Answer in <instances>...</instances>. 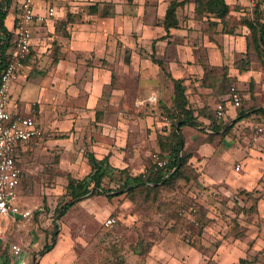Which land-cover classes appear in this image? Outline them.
I'll return each mask as SVG.
<instances>
[{"label":"crops","instance_id":"1","mask_svg":"<svg viewBox=\"0 0 264 264\" xmlns=\"http://www.w3.org/2000/svg\"><path fill=\"white\" fill-rule=\"evenodd\" d=\"M169 1L36 2L37 11L42 12L45 4H49L54 8L55 14L52 20L32 28L28 58L18 79L11 84L9 90L10 99L14 97V101L9 102V111L31 115L42 129L40 138H31L17 149L16 165L20 169L16 200L18 204L19 195L26 188L21 176L33 178L31 173L37 171L36 168H31L28 162L31 153H36L37 150L54 148L59 150L60 161L63 160V155L72 156L68 159L71 161L76 159L78 148L82 147L81 152L84 153H80L82 158L78 159V162H83L80 164V173L78 177L72 176L76 179L83 178L90 171L88 154L97 160L108 155L107 162L113 168L127 169L131 155L132 135L129 132L131 117L122 89L112 88L110 84L114 77L118 81L120 78L123 80L124 77H128L133 82H138V86H135L137 111L145 104L151 106L159 103L160 94L156 83L160 81L162 72L159 66L153 63L150 53L162 61L166 72L170 73L173 79L183 78L187 88L189 86L192 88L191 92L194 95L187 93L190 88L185 92L189 98L188 105L193 108L195 115L199 116V112L214 114L213 105L216 97L211 95L208 87H203L200 83L207 68L221 72L223 66L227 67V75L233 79L230 83L241 95L244 108L248 112H253L254 108L264 107L263 65L253 61L242 70L234 65L245 57L248 28L242 26L235 33H226L219 24L216 33L213 34L214 41H211L205 32L207 24L194 19L193 2L188 0L176 8L178 26L170 29L166 36L164 28L156 25V20L164 18ZM225 1L237 7L236 11H230L237 19L249 20L257 15L258 0H253L252 3V0ZM19 2L20 0H10L3 19V25L12 37ZM262 20L264 21V18ZM54 41L57 46V61L54 63L56 76L52 78L51 74L41 71L46 66L47 58H40V54L46 49L51 51ZM144 50L149 52V56L143 55ZM24 90L26 94L32 90L31 96L25 95ZM150 93L158 98L156 104L150 101ZM220 96L225 106V119L234 122L236 108L229 101L228 91ZM213 119L215 120L214 116ZM197 122L199 124L197 127L182 124L179 131L186 145L196 137L207 138L196 150V155L200 158L196 161V166L201 167L199 169L201 183L208 187L223 182L233 188L238 186L230 184L224 176L213 177L204 172L206 164L212 157L219 152L227 151L228 147L224 144L227 142L220 143L221 140L216 139L221 131L213 133L209 129L211 121L206 116H199ZM248 160L244 158V163ZM243 184L244 182L239 185ZM101 195L108 198L105 193H101L83 201ZM14 221L5 224L6 232ZM66 248L68 247L63 241H57L48 251L34 255L36 264L41 262L45 264L42 260L48 252H52L55 259L46 264H58L63 253H68ZM9 255L12 258L10 252ZM12 262L13 258L11 264ZM29 262L34 264V261Z\"/></svg>","mask_w":264,"mask_h":264},{"label":"rangeland","instance_id":"2","mask_svg":"<svg viewBox=\"0 0 264 264\" xmlns=\"http://www.w3.org/2000/svg\"><path fill=\"white\" fill-rule=\"evenodd\" d=\"M47 50L40 54V58H47L41 71L54 78L56 41L51 51ZM143 55L147 57L149 52L144 50ZM240 60L244 62L245 57ZM236 63L241 65L239 60ZM205 71L207 77L200 85L209 88L221 72L209 68ZM160 74V81L156 83L159 103L145 104L140 111L136 110L138 82L128 77L111 80L112 88L120 87L126 96L131 117V155L125 169L129 175L156 169L153 163L156 154L168 161V155L160 151L158 139L167 136L172 127V119L163 122L167 116L165 109L171 105L172 82L165 73ZM230 82L220 83L224 94L233 85ZM185 86V91L190 88L187 93L194 95L192 88ZM24 94L30 97L32 90L27 94L24 90ZM220 97H216L213 110L223 103ZM13 101L14 97L10 103ZM241 106L244 107L243 100ZM222 120L231 123L230 119ZM203 137L185 143L186 151L192 154V166L187 174L191 177L198 174L197 181L181 179L168 186L159 183L154 190L141 189L132 197L126 194L93 197L69 206L59 220L56 210L69 199L64 196L68 177H78L83 164L78 162L82 147L71 161H68L70 155H63L60 161L59 150L54 148L31 153L28 162L37 171L31 173L33 178L21 176L26 188L19 195V205L30 209V215L16 218L9 226L5 239L0 242V264H11L10 244L22 249L30 261L44 243L55 245L60 240L67 245L68 253H63L58 264H230L240 259L248 264H264V135L254 139V132L240 122L234 123L226 134H217L220 143L227 142L224 144L228 150L215 154L204 172L213 177L224 176L230 184L238 185L234 188L225 182L209 187L201 183V167L195 166L200 159L196 150L207 140ZM244 158L248 162L244 163ZM166 170L167 167L161 172ZM104 185L112 189L118 186L108 179ZM107 215L114 219L111 227L102 223ZM53 224H57V230L52 239L46 232ZM54 256L48 252L42 261L49 263Z\"/></svg>","mask_w":264,"mask_h":264},{"label":"trees","instance_id":"3","mask_svg":"<svg viewBox=\"0 0 264 264\" xmlns=\"http://www.w3.org/2000/svg\"><path fill=\"white\" fill-rule=\"evenodd\" d=\"M188 0H170L165 8V15L163 19L156 20V25L164 28L166 36L169 34V30L172 28H177L178 21L177 15L175 13L176 8L182 5ZM193 2V16L195 20L203 21L207 24L205 32L211 41H214L213 34L216 33L218 25H221V29L226 33H235V31L242 26H246L249 33L246 36L245 41V60L234 64L239 69H244L250 62L256 61L262 64V58L264 56V0H258L256 3V10L258 12L255 17L251 19H237L230 14L231 10L236 11L237 7L233 4L227 3L225 0H192ZM10 0H0V71L3 69L6 51L11 46L12 34L8 32L3 25V19L8 8ZM260 15V17H258ZM215 19L217 21H213ZM153 63L157 64L160 70L166 74L171 79L172 82V98L171 105L165 109V118L172 119V127L167 133V136L160 137L158 139L159 148L161 153H166L168 155L167 170L165 173L161 172V169L149 168L147 172H141L137 176L129 175L125 169L113 168L109 163L108 155L97 160L91 154H88V162L90 166V171L83 178L76 179L72 176L68 177L67 184L65 186L64 196L69 197V199L61 206V208L56 210L58 214L57 220L61 218L63 212L69 207L73 206L75 203L83 201L94 195H99L105 193L108 197H114L122 194L132 197L135 193L141 189H152L154 190L159 183L164 186L172 184L174 181L183 179L184 181H197L199 175L187 174L188 169L191 165L192 154L190 151H186L185 140L179 128L182 124H189L193 127H197L199 124L197 118L199 116H206L211 122L209 124V129L213 133L226 132L231 128V126L240 122L244 124L249 131H253V126L255 125L254 119L256 116L261 115L264 112V107L259 106L254 108L253 112H248L243 106H238L236 108V120L227 124L226 121L214 120L211 113L202 114L199 112V116L194 114L193 108L188 105V96L185 93L186 86L183 83V78L173 79L170 73L166 72L163 67L162 61L156 59L154 54L150 53ZM243 64V65H242ZM207 71L204 72L202 78L206 79ZM228 70L223 67L221 73L216 77L215 84L209 86L211 95L215 97H220L223 94L221 85L228 84L233 79L228 77ZM221 83V85H220ZM242 100V99H241ZM164 107V106H163ZM170 121V120H169ZM198 169V166H195ZM198 171V170H197ZM199 173V172H198ZM108 179L110 181H115L118 184L117 188L112 189V187H106L104 185V180ZM246 195H251L249 192H245ZM44 202L42 201V206L44 209ZM39 212H37L38 214ZM57 230V224H53L52 228L47 230V235L53 239L55 232ZM51 244L44 243L42 249L39 251V255L43 252L51 249ZM36 264V260H34ZM230 264H248L245 259H240L236 263Z\"/></svg>","mask_w":264,"mask_h":264},{"label":"built area","instance_id":"4","mask_svg":"<svg viewBox=\"0 0 264 264\" xmlns=\"http://www.w3.org/2000/svg\"><path fill=\"white\" fill-rule=\"evenodd\" d=\"M39 0H20L17 19L13 31L11 46L6 51L3 69L0 71V242L5 239L7 222L16 218H28L30 209L22 208L17 203V188L20 181V169L16 165L17 149L29 139H38L42 135V129L36 124L31 115L12 113L8 106L10 102L9 90L11 84L18 76L28 58L32 39V28L47 20L54 18L55 10L45 4L42 12L37 11L36 2ZM253 0L251 1V3ZM264 67V56L262 58ZM230 103L234 108L241 104V95L233 86L228 88ZM149 99L156 104L158 98L150 93ZM225 106L217 104L214 110L215 120L225 118ZM168 123L167 118H163ZM254 139L264 135V112L254 119ZM154 165L158 169L167 167V160H163L159 154L154 156ZM238 170V167L235 168ZM103 224L111 227L114 224L112 217H107ZM9 252L13 258L12 264H30L24 257L22 249L17 245L10 244ZM30 260H35L34 256Z\"/></svg>","mask_w":264,"mask_h":264}]
</instances>
